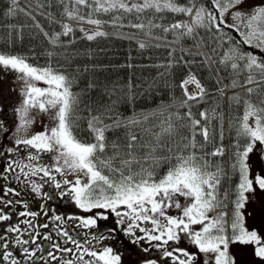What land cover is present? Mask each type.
Here are the masks:
<instances>
[{
    "label": "snow or ice",
    "instance_id": "obj_1",
    "mask_svg": "<svg viewBox=\"0 0 264 264\" xmlns=\"http://www.w3.org/2000/svg\"><path fill=\"white\" fill-rule=\"evenodd\" d=\"M5 8L0 17L26 18L0 25L11 43L24 39L25 27L34 28L51 62L38 66L0 51V66L24 85L14 108L18 127L9 130L0 118V180L7 182L0 184V264H126L134 252L142 255L127 264H237L233 245L251 246L253 261L264 264V234L245 226L243 211L247 194L264 191V0H9ZM106 26L136 30L129 39L142 33L141 50L164 49L157 75H111L88 44L112 35ZM205 74L214 77L215 89ZM161 88L173 94L172 103L135 112L141 97ZM222 100L242 109L229 114L235 136L228 145ZM31 110L52 113L53 126L28 135ZM150 117L155 120L147 123ZM226 151L228 170L215 159ZM257 157L262 167L254 171ZM230 174L239 177L231 212L225 210L229 191H220ZM45 183L55 195L42 191ZM24 187L44 201L38 211L12 198ZM65 197L80 215H50L47 201ZM41 213L59 222L62 241L40 231L47 223H33ZM66 220H76L85 235H73Z\"/></svg>",
    "mask_w": 264,
    "mask_h": 264
},
{
    "label": "trees",
    "instance_id": "obj_2",
    "mask_svg": "<svg viewBox=\"0 0 264 264\" xmlns=\"http://www.w3.org/2000/svg\"><path fill=\"white\" fill-rule=\"evenodd\" d=\"M21 4L25 2V0H20ZM9 3V0H0V13L6 11L5 5ZM103 19H107V17H102ZM179 18V17H177ZM37 19L41 24L44 25L46 30H51L46 20L43 17L37 16ZM7 21L8 23H16V24H24L26 22V18L23 16L17 17H0V25ZM27 23H31L27 21ZM105 31L112 33L107 38H97V40L88 42L91 49L96 52L99 56V60L103 64H107L110 66L111 75L119 76L121 78H127L129 73H135L136 77H149L157 75L159 69H157L154 65H158L165 62L166 53L162 48L150 47L146 49H139L137 46L138 40L146 39L142 33L137 32L135 39H129L128 36L133 32H136L134 29L123 28L119 31L114 30L110 26H106ZM38 30L34 28H24V39L18 40L15 44L11 43L12 36L7 34L6 29L3 26H0V51L11 52L13 54H18L22 56L28 57V62L38 65L44 66L48 61L46 56V44L43 40V37L36 35ZM190 38L189 42L186 46H190ZM83 44V42H81ZM102 50V51H101ZM133 64L136 67L129 69L124 67L127 64ZM222 77V83H229V78H224L225 73H220ZM205 80L208 82V86L212 89H215L216 85L214 83V77L209 78L207 74H205ZM74 91L77 88L73 89ZM228 92L226 90V96ZM177 97L179 95L178 91L175 94ZM173 102V94L170 93L167 89L161 88L153 94L141 97L135 104V112L136 113H152L159 110L161 105L170 104ZM221 109L225 113V139L224 144L228 145L229 140L235 136L234 130H232L229 126L228 119L229 114H239L242 109L239 108H230L225 101H221ZM124 115L131 116L133 114L132 110L123 109ZM155 118L150 117L147 123H152ZM81 135H84L82 132ZM230 151V149H229ZM218 162L222 164L225 170L229 169V165L231 163V157L226 151L224 157L215 158ZM165 167L158 169V172L162 175L165 171ZM239 180L238 174H230L226 176L220 186V191H229V199L227 203L226 211L231 212L233 208L232 201L235 199L233 189L237 185ZM217 213H214L216 215Z\"/></svg>",
    "mask_w": 264,
    "mask_h": 264
},
{
    "label": "rangeland",
    "instance_id": "obj_3",
    "mask_svg": "<svg viewBox=\"0 0 264 264\" xmlns=\"http://www.w3.org/2000/svg\"><path fill=\"white\" fill-rule=\"evenodd\" d=\"M253 2L260 3L261 0H253ZM18 77V73L4 71L2 66H0V107L3 108V111L0 112V118L7 121L9 130H14L15 127H18V115L14 112V108L18 106L22 99L21 92L24 87L23 82ZM38 86L45 87L46 85L40 83ZM29 115L34 119V123L29 127L28 135L44 131L45 125L49 127L53 126L51 119L52 113L44 114L36 110H31ZM252 163L254 164V171L262 167L258 157ZM28 195L31 197L30 193ZM247 195L249 198L243 210L245 214V226L250 230L259 228L261 234H264V191L257 190L255 193H249ZM181 203H184L183 199H181ZM170 213L173 215L178 214L176 210H170ZM70 222L72 225L78 223L76 220H70ZM83 230L82 228L81 231L83 232ZM180 246L187 247L190 252L192 251V249L190 250L192 246L185 244L184 241H181ZM192 248L195 249L194 247ZM231 251L236 254L237 264H258V262L253 261L251 246L241 248L233 245ZM134 254L138 255L139 253L134 252ZM163 264H169L168 260H164Z\"/></svg>",
    "mask_w": 264,
    "mask_h": 264
},
{
    "label": "flooded vegetation",
    "instance_id": "obj_4",
    "mask_svg": "<svg viewBox=\"0 0 264 264\" xmlns=\"http://www.w3.org/2000/svg\"><path fill=\"white\" fill-rule=\"evenodd\" d=\"M9 129V127H8ZM11 142V137H9V143ZM45 160L48 159V157H44ZM9 175V180H11V174ZM72 176H68V179H72ZM59 179V177H58ZM37 182H41V181H37ZM0 184H5V186H7V182L4 180H0ZM12 187L17 188V190L21 189V185L19 184V182L17 181H12L11 183ZM43 192H51L53 195L56 194V190L50 185L45 183L44 187H43ZM31 194V197L28 194ZM13 199H26L30 205H31V210L32 211H38L39 210V206L41 203H44L43 200L40 199V197L34 195L27 187L23 188V191L21 193V197H12ZM67 200V198L65 197L64 199H59L57 198L55 201L53 200H49L47 201V205L51 208L54 209L53 213H51L50 215L54 216V215H61L65 218H67L68 216H74V215H80V210L75 208L74 205H72L71 203H66L65 201ZM23 207L21 205H17L16 206V211L20 212L23 211ZM20 220L25 219L24 217H20ZM33 223H47L48 227L47 228H41L40 231L48 234L51 233L52 234V238L53 240H58L60 239L62 241V238L58 236L57 233V226L59 222H56L54 220H50L48 216H44L41 213V216L39 217V219L34 218L33 219ZM77 224V223H76ZM75 225H72L70 220H66V223H64V227L72 230V234L75 235L76 233H79L81 237H83L85 235V229L83 230V232L81 231L82 228H77ZM0 227H2V225H0ZM21 228L25 227L23 224L20 225ZM24 238H27V236H25ZM44 246L47 247L48 242H43ZM95 243V242H93ZM68 247H72L71 244L67 245ZM33 247H35V245H33ZM121 250L127 252V249L131 246H120ZM53 251H55L54 249H52ZM58 256L61 255L60 253H56ZM138 255H142V254H138ZM138 255H135L133 253L132 257L129 256H125V261L126 264L128 261L135 259ZM65 258H70V256H66ZM87 259V257H85ZM40 264H44L43 261L40 262ZM52 264H61L60 260H56V261H52Z\"/></svg>",
    "mask_w": 264,
    "mask_h": 264
}]
</instances>
